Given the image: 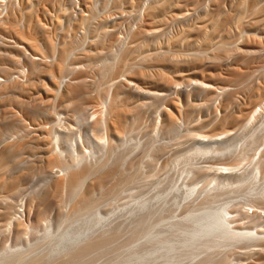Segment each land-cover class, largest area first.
<instances>
[{"label": "bare ground", "instance_id": "1", "mask_svg": "<svg viewBox=\"0 0 264 264\" xmlns=\"http://www.w3.org/2000/svg\"><path fill=\"white\" fill-rule=\"evenodd\" d=\"M179 250L264 264V0H0V264Z\"/></svg>", "mask_w": 264, "mask_h": 264}, {"label": "rangeland", "instance_id": "2", "mask_svg": "<svg viewBox=\"0 0 264 264\" xmlns=\"http://www.w3.org/2000/svg\"><path fill=\"white\" fill-rule=\"evenodd\" d=\"M151 139H152V141L155 139L153 142L156 141V138H151ZM158 139H159V138H158ZM158 139H157V140H158ZM166 140H167V139H165V141H166ZM86 158H87V157H86ZM183 159H184V158H183ZM90 160H93V159H92V156H91V159H90V157H89V160H88V161H90ZM169 160H170V159H169ZM180 161H181V162H180ZM182 161H186V162H187L186 159H184V160L180 159L179 161H177V163H178L179 165H176V164H177L176 162H174V163H169V165H167L166 162H165L163 166L165 167V166L167 165V166H166L167 169H165L164 167H161L162 169L164 168V171L161 170V169H160V171L157 170V173H155V172H154L155 174L152 173L153 175H152V174H149L148 172H146L148 175H147V176H144V175H145V172H144V175H143L144 177L141 178V182H140V179L138 178V179H136V180H138V184H136V183H135V184H132L133 186L135 185L136 187L139 186V187H137V188H139V189H137V191H136V189H135L136 187L134 186V187H135V188H134V191H136V193H135V192L132 190V189H133V186H131V184H130V186L132 187L130 191H132V194L135 193L134 195H137V194L141 193L140 196H144V195H145L144 197H150V196L155 195V193H157V191H159V189H160V191H161V189L164 190V189H166L167 187L171 186V184H172V186H173V185L175 186L174 181H175L176 179H173V178H176V176H175V175H176L175 171L177 172L178 169H179V170H180V169L182 170L183 165H184V167L187 166V165H185V164H187V163H186V162H183V163H185V164H183ZM91 162H92V161H91ZM167 162H168V161H167ZM169 162H171V161H169ZM188 162H190V161H188ZM175 163H176V164H175ZM181 163H182V164H181ZM171 164H175L176 167H175V165L171 166ZM180 164H181V165H180ZM188 164H189V163H188ZM168 166H169V167H168ZM170 166H171V167H170ZM172 167H174V168H172ZM184 167H183V168H184ZM168 168H169V169H168ZM146 169H147V168H146ZM171 170H174V171H171ZM179 170H178V171H179ZM181 170H180V171H181ZM146 171H148V170H146ZM149 172H151V171L149 170ZM158 172H159V173H158ZM169 173H170V174H169ZM174 173H175V174H174ZM156 174H157V175H156ZM173 174H174V175H173ZM149 175H150V176H149ZM151 175H152V176H151ZM155 175H156V176H155ZM162 175H163V176H162ZM94 176H96V175H94ZM94 176H93L90 180H92V179L94 178ZM149 177H150V178H149ZM151 177H152V178H151ZM156 177H157L158 179H157ZM153 178H154V179H153ZM156 179H157V180H156ZM142 181H143V182H142ZM155 181H156V183H155ZM136 182H137V181H136ZM139 182H140V183H139ZM175 182H176V181H175ZM141 183H142V184H141ZM176 183H177V182H176ZM177 185H179V184L177 183ZM140 186H141V187H140ZM256 186H257V185H256ZM153 187H155V188H153ZM156 187L158 188V190H157ZM140 188H141V189H140ZM255 188H256V187H255ZM257 188H259V187H257ZM163 190H162V191H163ZM130 191H129V193H130ZM162 191H161V192H162ZM133 192H134V193H133ZM138 192H139V193H138ZM174 192H175V191H174ZM174 192H173V194H174ZM175 193H176V192H175ZM125 194H127V193H125ZM64 205H66V204H64ZM66 208H67V207H66ZM66 208H65V206L63 207V210H65V211H63V212H64L65 214L68 212V211H66V210H67V209L69 210V208H67V209H66ZM239 247H240V248H239ZM220 248H222V247H218V250H220V251H217V250H216V253H217V252L220 253V252L223 250V248H222V250H221ZM241 248H243V247H242V246L235 247V251H236V250H237V251H238V250H239V251H242ZM244 249H245V248H243V251L246 250V249H245V250H244ZM180 250H181V249H180ZM180 250H179V251H180ZM233 250H234V249H233ZM213 251H215V250H213ZM235 251H234V252H235ZM237 251H236V254H237ZM243 251H242V252H243ZM246 251H247V250H246ZM177 252H178V251H177ZM180 253H181V255H180ZM184 253H185V250H184V252L180 251V252L176 253V256H179V255H180V256H179L178 258H176V259H177L176 261L173 260L174 263L176 262L175 264H177V263H178V264H194L195 262L197 263V261H198V260H196V259H200V260H201V259H203V257H205L206 253L209 254V253H211V252H204V253L201 252V254H199V252H198V254H199L200 256L197 254L198 257H197V258L194 257L195 260H194L193 258H191V259H193V261L190 259V257H189L190 255H187V254H184ZM186 253H187V252H186ZM202 253H203V254H202ZM212 253L215 254V252H212ZM218 253H217V254H218ZM222 253H223V252H222ZM214 254H213V255H214ZM244 254H245V253H244ZM186 255H187V256H186ZM194 255L197 256L196 254H193V255H191V257H193ZM233 255H234V254H233ZM242 255H243V254H242ZM246 256H247V255H246ZM246 256H245V257H246ZM183 257H184V259H182ZM186 257H187V258H186ZM233 257H234V256H233ZM233 257H232V258H233ZM245 257L243 256V257H241V258H243L244 260H247L248 258L246 259ZM179 258H180V259H179ZM178 259H179V261H178ZM186 259H187V260H186ZM188 259H189V260H188ZM243 259H241V260H243ZM200 260H199V261H200ZM244 260L242 261L243 263L246 262V261H244ZM187 261H188V262H187ZM199 261H198V262H199ZM248 261H249V260H247V262H248ZM174 263H173V264H174Z\"/></svg>", "mask_w": 264, "mask_h": 264}]
</instances>
